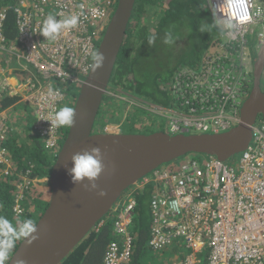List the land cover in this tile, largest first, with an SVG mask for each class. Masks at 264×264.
<instances>
[{
	"label": "built area",
	"instance_id": "2783aa9c",
	"mask_svg": "<svg viewBox=\"0 0 264 264\" xmlns=\"http://www.w3.org/2000/svg\"><path fill=\"white\" fill-rule=\"evenodd\" d=\"M207 1L214 15L216 0H212L213 4ZM247 2L248 20L240 21L233 34L225 32L220 37L227 47L224 57L211 55L204 63L215 58L232 63L228 59L232 53L243 57L254 25L263 27L260 51L264 48V0ZM117 4L118 0L115 6L112 0H15L9 7H0V93L20 96L21 101L36 108V128L47 140V148L61 149L60 126H51L50 122L66 98L62 90L68 91L72 85L81 88L92 68V54L98 52L102 33ZM258 10L260 15H256ZM9 11L16 18L14 43L7 42L5 35ZM49 14L58 20L77 15L78 24L48 42L40 33ZM198 67L181 70L172 82L170 107L155 106L159 110L154 113L171 124L168 133L172 135L218 134L238 124L240 108L251 88L243 95L242 88L231 91L219 80L203 91L197 85ZM19 70L26 73L25 79L17 74ZM49 89L58 94L49 96ZM152 107L149 104L147 110L152 112ZM210 108L212 113L208 114ZM8 120V112L0 111L1 141L10 132ZM114 127L119 132L120 126ZM2 144L0 166L6 165L8 171V166L13 165ZM151 184L155 186L150 192L153 228L149 247L155 252H166L174 246L183 250L181 261L176 262L178 255H174L167 264H264L263 117L256 122L250 147L238 160L221 162L211 156H187L159 168L128 189L109 217L91 233H98L114 215L113 233L118 241L109 246L104 264H130L135 247L132 228L138 207L136 193L144 192Z\"/></svg>",
	"mask_w": 264,
	"mask_h": 264
},
{
	"label": "trees",
	"instance_id": "16d2710c",
	"mask_svg": "<svg viewBox=\"0 0 264 264\" xmlns=\"http://www.w3.org/2000/svg\"><path fill=\"white\" fill-rule=\"evenodd\" d=\"M112 3L115 6L117 0H112ZM12 4L13 0H0V7H9ZM15 20L14 13L9 11L5 23V35L9 43H14L17 39ZM213 23L214 15L207 0H137L124 45L112 75L109 93L104 99L103 112L104 105L114 107L117 102L118 109L125 111L124 104L127 105V103L121 101L120 95H128L148 104L170 107L172 105L171 84L180 71L200 66L207 57L211 56V47H220L223 43L220 38L221 31L218 27H211ZM204 24L210 27L202 33L200 28ZM166 32L172 34L174 43H164ZM150 39H152L151 44ZM185 49L187 53L183 54ZM175 56L180 58L177 64L171 65ZM17 74L24 79L27 76L20 70ZM58 87L56 86L57 89ZM74 87L72 85L68 91L61 89L62 93L66 92V96L70 94L74 98L69 107L75 106L79 95L74 91ZM62 105L63 102L59 108ZM196 106L199 105L196 104ZM35 109L31 103L21 101L20 96L0 93V111H7L8 117H12V123L19 125L18 130L15 127L13 129L9 127L10 132L6 135V140H0L13 165L8 171L5 169L6 165L0 166V215L6 216L13 225L25 219H32L36 223L39 216L45 212L49 194H45L44 200L39 191L44 185L36 186L37 183L34 180L49 177L59 153L58 148H47V140L37 130L38 118ZM137 110L146 112L142 107L135 106L134 111ZM134 111L129 113L133 114L128 121L132 133L136 129V123L133 121L137 114ZM103 112L102 115L101 112L99 113L96 124V130L99 132L106 131L112 118L106 116L104 120ZM125 112V118L120 119V127L127 122L129 114L128 111ZM146 113L151 112L147 110ZM30 116L35 120L33 124L29 121ZM102 129L105 130L102 131ZM59 132L63 137L64 131H61V126ZM63 141L65 139L61 141L60 137L59 146L63 144ZM197 158L202 159L198 155ZM45 185L49 186V182ZM154 186V184L148 185L144 188V192L136 193L138 207L132 228L135 247L130 264H140L139 260L144 252L147 249L151 250L149 241L153 228V215L150 192ZM17 204L21 207L20 213L15 210ZM112 217L115 220L114 215ZM112 219H109L98 233L84 240L61 264H104V256L109 246L118 241V237L113 233ZM22 240L16 242L15 249L5 264L9 262ZM166 252L174 256L182 254L183 250L174 246ZM167 262L166 260L165 263Z\"/></svg>",
	"mask_w": 264,
	"mask_h": 264
},
{
	"label": "water",
	"instance_id": "95a60500",
	"mask_svg": "<svg viewBox=\"0 0 264 264\" xmlns=\"http://www.w3.org/2000/svg\"><path fill=\"white\" fill-rule=\"evenodd\" d=\"M136 2L118 0L98 49L106 57L105 64L91 68L83 82L75 102L74 123L48 177L50 200L36 223L37 238L31 244L23 239L7 264H61L110 215L123 194L143 178L191 154L225 162L251 145L256 122L260 116L264 118V48L255 62L253 84L240 108L238 124L226 132L172 135L165 131L141 134L96 130ZM94 147L100 148L104 157L105 172L97 184L99 190L107 192L105 197L74 184L68 173L73 166L72 155Z\"/></svg>",
	"mask_w": 264,
	"mask_h": 264
},
{
	"label": "clouds",
	"instance_id": "9594fccd",
	"mask_svg": "<svg viewBox=\"0 0 264 264\" xmlns=\"http://www.w3.org/2000/svg\"><path fill=\"white\" fill-rule=\"evenodd\" d=\"M213 5L215 12L214 23L211 27H218L222 35L225 32L229 35L233 34L238 29L239 22L248 20L249 18V5L247 0H216ZM222 9L227 12V15L221 11ZM256 15H260L259 10L256 12ZM78 20L79 17L77 15H70L58 20L55 15L49 14L44 20L40 34L48 42L55 41L62 31L76 27ZM209 27V25L204 24L201 26L200 31L203 33ZM149 43H152V39L149 40ZM164 43H174V38L170 32L165 33ZM91 60V67L95 70L103 67L106 57L103 53L94 52ZM57 94L53 89H49V96ZM74 116L75 110L72 107L62 106L53 114L50 122L51 126L53 124L56 126H71L74 123ZM103 159L101 149L98 147L74 153L71 157L73 166L71 169H68L72 182L76 185H84L89 190L98 191L100 197L107 196V192L99 190V185L97 184V181L105 172ZM85 180H87V183H85ZM37 230L38 225L32 219H25L13 225L6 216L0 215V264H5L10 254L14 251L18 240L26 238V242L31 244L37 238L34 235L37 233ZM20 264H23V262H20Z\"/></svg>",
	"mask_w": 264,
	"mask_h": 264
},
{
	"label": "rangeland",
	"instance_id": "374dc122",
	"mask_svg": "<svg viewBox=\"0 0 264 264\" xmlns=\"http://www.w3.org/2000/svg\"><path fill=\"white\" fill-rule=\"evenodd\" d=\"M262 28L263 27L261 25H254L252 27V29L254 30V33L248 35V40H249L250 44L244 50L243 57L240 54L232 53V54H229L230 58H228L232 63H223L218 58H215L213 60L207 61L206 63L200 65V67L195 69L197 71V74H198L197 85L200 88H202V90L204 91L207 87H210L211 85H213V82L218 83L219 80H221L223 85L226 87H229V89L231 91H233L235 89H241L242 88V94L245 95V93H246L245 91L248 89V87L251 88L252 84H253L254 65H255V62L257 60V56L260 53L259 39H260V34L262 31ZM104 34H105V32L102 33L103 36H104ZM101 41H99V45H100ZM224 47L227 48L224 41H223V43H221L220 47H217V46L211 47L210 54L213 56L216 54H219V55H216V57L217 56H223L224 57V54L227 51L226 49L224 50ZM187 49H185L183 51V54L187 53ZM179 58H180L179 56H175L172 60L171 65L177 64ZM206 59H208V58H206ZM223 64H226V65H223ZM219 65H221L224 68H222V69L219 68L218 67ZM262 86L264 89V77L262 80ZM74 88H75L74 91H76L77 94H79L80 87L75 86ZM120 98H121V101L127 103V105L124 104V106H125L124 109H126L125 111H128V114L130 112L134 111L135 106L142 107L147 112V108L149 107L148 103L141 102L142 100H136L135 98H131L128 95H120ZM168 99H169V97H168ZM171 99H172V96H171ZM73 101H74V98H72V96L70 94H68L66 96V98L64 99L62 106H68L69 107L70 102H73ZM118 105H119L118 102L116 103V105H114L115 108L110 107L108 105H104V107H105L104 112H103V108L101 111V115L103 112V114L105 116L104 120L106 119V116H108L109 118L112 117L111 121L109 122L110 124H108L107 127L114 130L113 133H119L118 131L115 132L116 129H114L115 128L114 126H117L120 124L119 123L120 119H124L125 118L124 116L126 113L123 110H119ZM152 105H153V107H152L153 111L150 108L152 111L151 113H146V112L140 111V110L134 111L137 114V117L133 121L134 123H136V129H134V131H135L134 133L151 134V133H154L157 131H165V132L170 131L171 124L168 123L167 119L162 117V116H159L156 113H154V110H156V112H158V110H159V109H155V106H157V107H161V106H158L156 104H152ZM72 108L74 109L75 106H73ZM114 112L116 114H114ZM211 113L212 112H211V108H210V110L208 111V114H211ZM132 114L128 115L127 122L121 124V127L119 128V131H121L120 133H132L130 128H129V124H128V121L130 120V117ZM163 114H165V113H161V115H163ZM29 121L31 124H33L35 122L34 118H31V116H30ZM7 126L12 128V129L15 127L16 130H18L17 128L19 127L18 124L12 123V117L9 118V120L7 122ZM139 126L141 128H139ZM62 130L64 131V136L62 137V135H60L61 141L63 139H66L67 134H68L67 131H69V126H61V131ZM104 130L105 129H102V131H104ZM63 144H64V141H63ZM63 144L60 146H63ZM189 156L194 157L197 155L191 154ZM198 156H200V158L206 157V155H198ZM239 158H240V154L235 156L236 160H238ZM182 160H183V158L178 160L177 162H181ZM10 168H12V167L8 166V169H10ZM34 182L37 183L36 186L43 184L49 190V186L45 185L48 182L47 177L35 179ZM48 190L46 192H45V190H42L41 188L39 190L42 193L41 196L43 197L44 200H45V196H46L45 194H47V195L49 194L48 198L46 199L47 202H49V200H50V192H48ZM16 208L18 209L17 211L20 213L21 207L19 205H17L15 207V209ZM145 208H147V207H145ZM40 216H39V218H40ZM39 218H38V220H39ZM171 257L172 256H170V253H168V252H165V253L154 252V251H151L150 249H147V251H145L144 254L141 256L139 263L140 264H166L165 261L166 260L169 261V259Z\"/></svg>",
	"mask_w": 264,
	"mask_h": 264
},
{
	"label": "crops",
	"instance_id": "0c3cea01",
	"mask_svg": "<svg viewBox=\"0 0 264 264\" xmlns=\"http://www.w3.org/2000/svg\"><path fill=\"white\" fill-rule=\"evenodd\" d=\"M42 189L45 190V192L48 190V188L45 187V186H43ZM179 259H180V256L178 255V257L175 259L176 262H177ZM166 264H167V263H166Z\"/></svg>",
	"mask_w": 264,
	"mask_h": 264
},
{
	"label": "bare ground",
	"instance_id": "6f19581e",
	"mask_svg": "<svg viewBox=\"0 0 264 264\" xmlns=\"http://www.w3.org/2000/svg\"><path fill=\"white\" fill-rule=\"evenodd\" d=\"M112 127V126H111ZM114 128V127H113ZM111 129V128H110ZM112 130V129H111ZM112 131H114V130H112ZM182 259H179L178 261H181Z\"/></svg>",
	"mask_w": 264,
	"mask_h": 264
}]
</instances>
